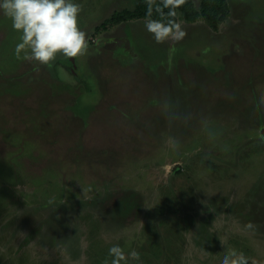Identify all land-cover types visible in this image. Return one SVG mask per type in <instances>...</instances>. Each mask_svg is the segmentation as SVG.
Returning a JSON list of instances; mask_svg holds the SVG:
<instances>
[{
  "label": "rangeland",
  "instance_id": "obj_1",
  "mask_svg": "<svg viewBox=\"0 0 264 264\" xmlns=\"http://www.w3.org/2000/svg\"><path fill=\"white\" fill-rule=\"evenodd\" d=\"M227 1L156 43L75 0L88 49L46 66L0 11V264H264V0Z\"/></svg>",
  "mask_w": 264,
  "mask_h": 264
},
{
  "label": "clouds",
  "instance_id": "obj_2",
  "mask_svg": "<svg viewBox=\"0 0 264 264\" xmlns=\"http://www.w3.org/2000/svg\"><path fill=\"white\" fill-rule=\"evenodd\" d=\"M168 4L169 0H165V6ZM0 11L11 19L12 28L21 33L20 43L15 48L18 58L24 51V59L46 66L57 54L74 58L88 49L86 33L78 26L81 5L75 0H0ZM174 14L169 12V16ZM145 28L156 43H163L170 37L180 40L185 35L179 24L163 19H150ZM109 255L113 257L112 264L125 260L119 245L111 247ZM128 259L139 261L140 253L131 251ZM219 264H249V261L243 253L231 249L220 256Z\"/></svg>",
  "mask_w": 264,
  "mask_h": 264
},
{
  "label": "trees",
  "instance_id": "obj_3",
  "mask_svg": "<svg viewBox=\"0 0 264 264\" xmlns=\"http://www.w3.org/2000/svg\"><path fill=\"white\" fill-rule=\"evenodd\" d=\"M169 12L174 15L169 16ZM229 14V4L227 0H203L200 9L196 8L193 0H169L165 6V0H138L134 9H124L115 12L111 18L107 19L106 25H118L133 19H151L165 22L171 21L178 24L180 16L187 22H196L203 18L207 24L218 29V26L226 20Z\"/></svg>",
  "mask_w": 264,
  "mask_h": 264
}]
</instances>
